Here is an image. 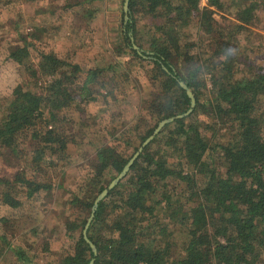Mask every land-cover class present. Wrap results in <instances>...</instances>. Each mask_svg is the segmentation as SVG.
I'll return each mask as SVG.
<instances>
[{"label":"trees","instance_id":"16d2710c","mask_svg":"<svg viewBox=\"0 0 264 264\" xmlns=\"http://www.w3.org/2000/svg\"><path fill=\"white\" fill-rule=\"evenodd\" d=\"M232 1L230 8L228 0H129L125 10L122 0L113 61L89 67L84 78L80 63L53 49L42 50L35 64L29 38L39 27L24 33L14 22L20 38L8 44L6 57L23 75L0 111V160L15 168L0 174V201L27 206L23 219L39 234L34 222L54 189L43 177L48 168L56 158L66 165L89 149L97 158L85 194L74 191L77 216L67 223L80 232L62 251L61 264H87L94 256L93 264H264V68L237 44L248 24L264 27V0ZM224 9L235 20L219 22L215 13ZM94 11L85 15L92 19ZM135 65L145 68L156 90L147 105L154 121L132 127L127 137L133 153L161 119L191 106L181 80L196 104L145 145L99 202L87 230L95 255L83 229L97 195L133 153L120 152L100 133L94 139L89 122L74 121L69 111H84L85 101L109 103L114 93L122 99ZM28 139L37 143L25 154ZM195 218H205V225L195 226ZM0 220L1 262L8 251L22 264L32 249L40 255L34 242L13 239L19 219Z\"/></svg>","mask_w":264,"mask_h":264},{"label":"rangeland","instance_id":"374dc122","mask_svg":"<svg viewBox=\"0 0 264 264\" xmlns=\"http://www.w3.org/2000/svg\"><path fill=\"white\" fill-rule=\"evenodd\" d=\"M8 1H0V24L3 23L0 26V111L9 100L14 84L23 75V67L6 57L8 44L20 38L14 23L17 20L20 31L24 33L35 29L37 25L39 27L36 29L38 36L29 38L30 56L35 64L39 62L42 50L53 49L62 57L80 63L84 69L81 72L84 78L89 67L102 63L103 60L113 61V54L110 52L115 53L114 48L117 46L115 36L118 33L116 27L120 20L122 0L103 2L100 0H10L9 3ZM69 2L75 6L67 7ZM206 2L207 0H203L202 3L206 4ZM227 4L230 7L233 1L228 0ZM88 9L95 10L94 18L90 19L85 15ZM231 13L226 9L218 10L215 17L219 22L225 23L227 17L234 19ZM260 15L264 21V10ZM261 23L248 24L238 33L239 39L236 43L242 51H247L256 65L264 68V27ZM191 29L196 32L194 26H191ZM134 67V71H130L129 77L125 79L128 93L125 96L122 94V99L114 93L109 103L97 100L85 101L84 111H69L74 121L89 122L91 137L96 139L95 134L100 133L103 141L115 146L125 155H130L134 151V144L127 143L129 133H134L132 127L144 124L146 119L154 121L147 105L156 89L150 84L145 68L141 65ZM36 143L37 141L28 139L23 147L24 153L30 154V149ZM87 153L88 155L78 156L76 160L66 165L56 158V165L48 168L43 175L54 183V189H51V199L46 201L47 208L42 210L38 220L34 222L33 228H36L39 234L32 231L27 219H23L25 214H29L27 206L12 207L0 201V218L9 216L20 220V227L18 226L13 237L15 242L26 245L31 241L39 247L40 255L33 256L36 250L32 249L30 252L32 258L30 257L27 264H61L62 251L70 248L78 236L80 228L69 229L67 219L77 216L78 207L72 204L74 191L83 196L89 179L97 170L94 165L97 158L93 150L89 149ZM14 169L0 160V174L12 175ZM38 203L40 204L41 201ZM44 205H41L40 209ZM205 222V218H200L198 221L195 218L194 225L203 227ZM44 245L49 247L45 249ZM16 258V254L8 251L5 259L0 263L22 264L21 261H16Z\"/></svg>","mask_w":264,"mask_h":264},{"label":"water","instance_id":"95a60500","mask_svg":"<svg viewBox=\"0 0 264 264\" xmlns=\"http://www.w3.org/2000/svg\"><path fill=\"white\" fill-rule=\"evenodd\" d=\"M128 6H129V0H125V4H124V8L125 10L128 9ZM136 47H138L136 44H135ZM181 84L186 88L190 98H191V106L189 107V109H187V111L185 112H182V113H179V114H176V115H172V116H169V117H165L163 119H161L158 123V125L156 126V128L154 129L153 133L150 134L144 141L143 143L138 147V149L133 153V155L130 157V159L127 161V163L124 165L123 169L115 176L113 177V179L110 181V183L97 195L95 201H94V204H93V207H92V212H91V215L89 216L88 218V221L83 229V234L86 238V240L90 243L93 251H94V254L96 255L97 252H98V248H97V245L89 238L88 236V233H87V230H88V226L91 222V220L93 219L94 217V214H95V211L99 205V202L107 195V193L109 192V190L114 186L116 185L129 171L131 165L134 163V161L136 160V158L139 156L140 152L143 150V148L145 147V145L147 143H149L153 137L170 121L174 120L176 117H181V116H184L188 113H190L195 104H196V97H195V94L193 93L192 89L183 81L181 80ZM95 261V256L87 263V264H93Z\"/></svg>","mask_w":264,"mask_h":264}]
</instances>
